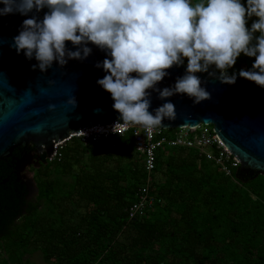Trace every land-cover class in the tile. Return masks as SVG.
Masks as SVG:
<instances>
[{
	"label": "trees",
	"instance_id": "obj_1",
	"mask_svg": "<svg viewBox=\"0 0 264 264\" xmlns=\"http://www.w3.org/2000/svg\"><path fill=\"white\" fill-rule=\"evenodd\" d=\"M254 60L241 54L228 74ZM12 154L0 160V264H29L35 251L49 264H264V176L253 170L228 177L179 146L159 149L148 174L130 133L71 139L29 167L38 193L28 199ZM145 184L143 211L130 217Z\"/></svg>",
	"mask_w": 264,
	"mask_h": 264
},
{
	"label": "clouds",
	"instance_id": "obj_2",
	"mask_svg": "<svg viewBox=\"0 0 264 264\" xmlns=\"http://www.w3.org/2000/svg\"><path fill=\"white\" fill-rule=\"evenodd\" d=\"M0 16H27L47 8L42 20H23L12 47L26 59H35L45 73L55 62L63 68L69 60H84L91 54L89 43L107 56L102 64L107 73L97 84L111 95L113 110L127 128L141 125L148 130L176 119V107L167 102L149 112L152 90L159 99L184 94L193 104L211 99L197 73H208L221 84L233 85L237 75L228 74L243 54L255 57L252 70L239 77L264 88V0H0ZM257 17L246 28V17ZM259 36H253L254 33ZM255 39V43L253 40ZM70 42L76 51L66 48ZM187 60L185 74L171 87H155L167 70ZM214 66L219 71L209 69ZM135 73V76L131 74ZM75 107V98L68 101Z\"/></svg>",
	"mask_w": 264,
	"mask_h": 264
},
{
	"label": "water",
	"instance_id": "obj_3",
	"mask_svg": "<svg viewBox=\"0 0 264 264\" xmlns=\"http://www.w3.org/2000/svg\"><path fill=\"white\" fill-rule=\"evenodd\" d=\"M0 7H3L0 4ZM47 8L33 10L27 16L19 13L0 16V160L13 156V151L31 144L34 153L20 151L15 158L17 178L28 192L27 197L37 195L34 179L20 177L23 169L38 167L34 155L45 153L49 157L54 144L88 129L123 124L118 112L113 110L111 95L97 84L107 73L97 68L107 56L89 43L91 54L84 60H69L60 68L55 62L45 73L32 70L37 64L19 55L12 47L13 38L19 34L23 20L35 16L42 20ZM66 48L76 51L70 42ZM187 64L173 66L168 75L155 87L163 89L174 85L176 79L185 74ZM240 70L249 71L242 67ZM239 70V71H240ZM210 72L217 70L209 69ZM233 85L221 84L208 73H197L202 86L211 93V99L193 104L187 95H174L159 99V93L150 92L149 112L164 103L176 107V119L163 121L159 129L193 128L199 124L212 125L220 142L239 163L241 171L253 170L264 176V88L239 77ZM135 76V73L131 74ZM75 98V107L68 101ZM25 180V181H24Z\"/></svg>",
	"mask_w": 264,
	"mask_h": 264
},
{
	"label": "built area",
	"instance_id": "obj_4",
	"mask_svg": "<svg viewBox=\"0 0 264 264\" xmlns=\"http://www.w3.org/2000/svg\"><path fill=\"white\" fill-rule=\"evenodd\" d=\"M130 133L133 145L144 161V167L149 174L155 167L156 153L164 147L194 148L205 160L213 163L228 177L239 169V163L227 151L226 147L217 138L212 125L199 124L193 128L183 127L176 129L173 135L169 136L165 130L154 128L151 131L141 125H131L127 128L114 126H101L88 129L79 134H70L69 137L57 144H54L52 154L47 157L48 161L58 158L59 150L71 139H77L86 145L90 142H98L101 139H109L113 136L122 137ZM115 147V144L112 145ZM147 185L145 184L138 191V200L130 208V217L141 214L148 197ZM150 204V203H147Z\"/></svg>",
	"mask_w": 264,
	"mask_h": 264
},
{
	"label": "rangeland",
	"instance_id": "obj_5",
	"mask_svg": "<svg viewBox=\"0 0 264 264\" xmlns=\"http://www.w3.org/2000/svg\"><path fill=\"white\" fill-rule=\"evenodd\" d=\"M192 1V0H191ZM23 176L26 180H31L33 179V172L28 169H23L22 172H20V177ZM22 179V178H21ZM25 181V180H24ZM35 196V195H34ZM2 255H0L1 257ZM29 259V264H49L46 263L41 256V253L39 251H35L33 252L30 256L25 255V257L23 258V260L25 262H27V260Z\"/></svg>",
	"mask_w": 264,
	"mask_h": 264
},
{
	"label": "flooded vegetation",
	"instance_id": "obj_6",
	"mask_svg": "<svg viewBox=\"0 0 264 264\" xmlns=\"http://www.w3.org/2000/svg\"><path fill=\"white\" fill-rule=\"evenodd\" d=\"M19 151H23V150H26V151H30V152H32V153H34V149H33V146L31 145V144H29V145H27V146H24V147H22V148H20V149H18ZM41 155V154H40ZM20 156V155H19ZM39 155H34V158L37 160V157H38ZM30 167V166H29ZM17 180H18V178H17ZM22 180H23V178L22 179H20V180H18V181H20V182H22ZM28 199H29V197H28Z\"/></svg>",
	"mask_w": 264,
	"mask_h": 264
}]
</instances>
